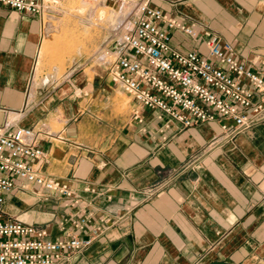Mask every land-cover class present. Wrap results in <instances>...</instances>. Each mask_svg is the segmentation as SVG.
<instances>
[{"label": "crops", "instance_id": "0c3cea01", "mask_svg": "<svg viewBox=\"0 0 264 264\" xmlns=\"http://www.w3.org/2000/svg\"><path fill=\"white\" fill-rule=\"evenodd\" d=\"M157 4L233 42L245 66L264 73V0ZM40 41L38 18L0 4V124L51 133L41 142V172L71 189L76 203L16 181L5 196L6 216L45 229L49 240L85 238L99 227L66 264H264V121L202 151L218 124L164 127L148 109L138 122L129 99L130 118L114 134L97 130L94 102L73 92L92 90L81 74L48 92L45 84L30 90ZM169 42L181 53L205 52L179 30ZM157 182L163 190L141 200L140 191Z\"/></svg>", "mask_w": 264, "mask_h": 264}, {"label": "built area", "instance_id": "2783aa9c", "mask_svg": "<svg viewBox=\"0 0 264 264\" xmlns=\"http://www.w3.org/2000/svg\"><path fill=\"white\" fill-rule=\"evenodd\" d=\"M102 1L111 4L115 15L116 7L125 8L126 13L111 24L110 34L91 59L116 89L135 102V120L141 122L140 110L148 109L163 121L164 127L175 124L188 129L218 124L219 133L202 151L232 143L240 133L263 123L264 73L246 67L233 42L222 40L207 27L166 13L157 4L173 7L185 0ZM59 3L60 0H0L14 12L38 18L41 37L44 14L53 12ZM174 30L201 41L205 52L181 53L173 49L169 39ZM49 136L50 132L35 126L10 128L5 122L0 124V264H66L102 232L96 227L85 238L49 240L45 229L4 213L5 196L14 190L16 181L37 184L59 197L73 198L71 203H76L71 189L41 172L47 162L41 142ZM163 188L161 182L150 184L140 191L141 200ZM130 201V205L138 203Z\"/></svg>", "mask_w": 264, "mask_h": 264}, {"label": "rangeland", "instance_id": "374dc122", "mask_svg": "<svg viewBox=\"0 0 264 264\" xmlns=\"http://www.w3.org/2000/svg\"><path fill=\"white\" fill-rule=\"evenodd\" d=\"M82 2H87V6L79 12L76 8ZM111 8V4L102 0H60L57 9L44 14L43 23L48 19L51 26L49 30L44 27L42 30L30 90L45 84L48 92L52 87L72 82L81 74L88 83L93 82L92 90L75 87L73 92L79 97L88 94L94 102L97 130L110 129L114 134L126 117L130 118V101L91 59L110 34L111 21L116 17ZM101 10L103 18L99 17Z\"/></svg>", "mask_w": 264, "mask_h": 264}, {"label": "bare ground", "instance_id": "6f19581e", "mask_svg": "<svg viewBox=\"0 0 264 264\" xmlns=\"http://www.w3.org/2000/svg\"><path fill=\"white\" fill-rule=\"evenodd\" d=\"M87 6V2L85 3V2H82L81 3V5H78V7L76 8L79 12H82V11H84V7H86ZM74 7V6H73ZM102 8V7H101ZM116 8H118V9H116L117 10V13H116V18L114 19L113 18V21H111V23H113L115 20H117V19H120V18H122L123 16H124V14L126 13V9L125 8H121V7H116ZM113 11V10H112ZM99 12V11H98ZM102 14H104V12L101 10L100 12H99V17H101L102 16V18L104 17ZM101 19V18H100ZM50 26H51V24H50V21H48V19H47V21H45L44 23H43V27H44V30H49L50 29ZM37 64V63H36ZM89 88V87H88Z\"/></svg>", "mask_w": 264, "mask_h": 264}, {"label": "water", "instance_id": "95a60500", "mask_svg": "<svg viewBox=\"0 0 264 264\" xmlns=\"http://www.w3.org/2000/svg\"><path fill=\"white\" fill-rule=\"evenodd\" d=\"M210 264H232L230 262H227V261H213V262H210Z\"/></svg>", "mask_w": 264, "mask_h": 264}]
</instances>
